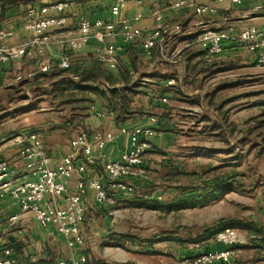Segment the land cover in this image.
Segmentation results:
<instances>
[{"label":"crops","instance_id":"1","mask_svg":"<svg viewBox=\"0 0 264 264\" xmlns=\"http://www.w3.org/2000/svg\"><path fill=\"white\" fill-rule=\"evenodd\" d=\"M176 1H124L123 16L134 26L145 32L158 24H166L167 28L159 39L162 49L159 51L155 46L151 55L144 52L140 41L124 43L119 37L107 39L106 44L117 47L119 61L114 69L100 64L97 50L101 47L94 39L67 54L68 69L58 67L63 51L54 42L44 44L42 52L35 46L21 57L0 62V160L11 165L14 169L11 176L19 181L25 179L27 172L17 158L20 144L15 138L20 134H35L51 158L50 165L54 167L72 151L70 141L81 132L114 130L122 125H147L150 117H155L153 125L160 132V136L152 140L151 150L143 159L145 176H135L128 181L131 187L129 195L114 194L100 203L95 200L94 192L87 190L81 224L82 246L69 248L52 225L41 227L31 213H21L14 198H1L0 246H10L18 264H67L71 256L79 254L86 256L85 264H172L183 256L192 258L198 253L222 249L212 238L196 244L194 249H179L172 246L170 240L166 241L168 246L164 244L158 248L155 244L161 242L156 241L151 247L146 246L149 253L127 242L123 246L111 244L109 240L112 234H134L129 232V224L124 220V209L119 208L130 206L127 202L132 197L161 200L165 195L171 198L177 193L175 186L167 187L166 182L154 180L149 174L156 175L162 171V177L167 168H174L176 173L179 164L186 160L178 154L179 149H183L179 145L181 138L202 134L219 139L221 133L225 134L226 117L222 113L226 99L218 104L213 102L226 89L236 85L240 88L243 75L252 79L254 76L251 75L264 72V65H255L256 53L238 47L235 41L242 29L251 25L264 26V0H189L195 6L216 8L214 13L200 14L194 11L193 6H176ZM113 2L75 0L63 14L66 18L64 27L50 32L59 39L70 38L75 33L79 18L111 21L110 7ZM29 8V5L14 6L0 17V33L7 46H19L32 36ZM49 14L56 13L50 11ZM208 28H218L229 34L223 41L222 53L212 60L207 57V43L203 40V32ZM42 59L51 62L52 71L39 70ZM94 66L111 75L114 81L111 88L136 90V94H131L128 112L107 109L100 96L82 90L75 74ZM66 79L74 83L73 88L67 89ZM66 92H84L88 99L76 95L65 98ZM241 95L238 93L230 99L236 100ZM163 98L165 101H162ZM82 101L88 106L82 105ZM189 104L201 107L205 104L206 111L198 115L195 110L189 109ZM136 107L141 110H135ZM29 118L32 122H28ZM124 147L125 138L121 136L106 147L108 157L117 158ZM216 149L218 153L223 152V148ZM87 174L105 181L100 165L88 168ZM163 177L168 179L167 175ZM235 182L233 192L242 194V182ZM225 195L226 192L221 198ZM62 203L59 201L60 205ZM15 214H19L18 218L11 220ZM259 214H264V207ZM255 221H246L247 226L238 228L242 242L234 246V253L228 260L210 264H264V236L247 229L254 227L264 234V222ZM140 251L146 254H140Z\"/></svg>","mask_w":264,"mask_h":264},{"label":"built area","instance_id":"2","mask_svg":"<svg viewBox=\"0 0 264 264\" xmlns=\"http://www.w3.org/2000/svg\"><path fill=\"white\" fill-rule=\"evenodd\" d=\"M124 1L114 0L111 5L110 12L113 20L79 18L74 35L60 39L50 31L64 27L66 18L63 14L71 3L58 1L39 8L30 7L28 15L32 36L19 46H7L3 43V35L0 33V62L21 57L35 46L38 47L39 52H42L41 47L44 44L54 42L63 51L57 65L60 69H65L69 66L67 54L94 39L101 47L97 50L98 60L105 67L114 69L118 64L117 47L106 44V40L118 37L124 43L140 41L147 55L152 54L155 46L160 51L162 46L159 39L166 31L167 25L158 24L147 32L134 26L123 16ZM232 2H238V0H232ZM174 4L193 6L197 14L216 11L213 6H195L189 0H177ZM50 11L56 14L51 15ZM228 37L229 34L224 30L205 29L203 40L207 43L209 60L222 53L223 41ZM235 41L238 47L256 53L257 67L264 65V26L251 25L242 29ZM51 68V62L48 59L40 61L41 72H48ZM162 101L165 99L163 98ZM155 121V117H150L147 125L132 127L122 125L114 130L96 129L91 133L81 132L70 141L72 151L63 156L54 167L50 165L51 158L35 134L18 135L15 138L20 144L17 158L27 172L25 179L19 181L11 176L14 173L11 165L7 161L0 160V199L5 196L14 198L19 204L21 213H31L41 227L52 225L55 232L64 238L69 248L82 246L84 238L81 234V224L84 221L87 190L91 189L95 200L100 203L108 200L111 192L122 196L130 194L131 187L128 181L132 177L146 174L142 163L145 155L151 150L152 140L158 135L153 125ZM121 136L125 138V147L117 158L111 159L107 155L106 147ZM97 165L102 167L107 184L100 178L87 174L88 168ZM59 201L63 202L62 205ZM18 216L19 214H15L11 220H16ZM215 241L223 248L197 256L193 264H210L228 260L233 253L232 246L241 243L242 238L237 230L225 227L217 232ZM85 263L86 256L79 254L71 256L67 264ZM0 264H18L10 246H0Z\"/></svg>","mask_w":264,"mask_h":264},{"label":"rangeland","instance_id":"3","mask_svg":"<svg viewBox=\"0 0 264 264\" xmlns=\"http://www.w3.org/2000/svg\"><path fill=\"white\" fill-rule=\"evenodd\" d=\"M23 1L28 2L30 7H41L58 1H67L70 4L75 0ZM251 76L254 77L250 79L243 75V83L240 84V88H238L239 85H236L226 89L213 102L218 104V102H222V99H226L224 113H222L226 117L225 134L221 133L219 139L202 134H195L192 138H189L190 136L181 138L179 145L183 149H179L178 154H182L183 157L181 156V158H186V160L179 164L180 168L175 170L176 173H174V168H167L165 174L167 178L172 172L168 179L163 177L164 174L162 177L160 176L162 171L156 175L149 174V177H153L152 179L164 181L166 182L165 186L171 188L175 186L178 188L177 190L194 188L202 181L213 182L219 177L227 176L232 181L236 180V184L239 181L242 182V194L233 192L232 182L229 186L230 190L225 191L226 195L223 198H221L223 192H219L222 193L219 195H210L211 192H206L203 196V203L172 213L163 209L153 210L146 207L138 208V206L119 207L124 209V220L128 222L131 229L129 232L144 239L143 245L139 246L140 250L146 252L148 244L144 241L147 239L153 240L154 243L156 241L161 242L155 244L158 248L164 244L168 246L166 241L170 240L172 246H177L179 249L181 247L194 249L196 244H200V242H191V238L222 220L233 219L241 222V224L244 221L255 220L264 222V214H259V211L264 207V72ZM238 93L242 94L241 98L236 97V100L232 101L231 96H236ZM75 95L88 99L86 97L88 95L84 92H66L65 98ZM86 104L85 101H82V105L86 107L88 106ZM188 106L191 111L195 110L198 115L204 114L206 111L205 104L203 107L197 106V104H189ZM28 122H32V119L29 118ZM158 136H160L159 131L156 137ZM194 146L198 147L195 148ZM216 148H223V152H216L218 151ZM254 190L257 192H253ZM167 198L169 197L165 195L160 201L167 200ZM225 227L233 228L240 234L236 227ZM225 227L223 226V228ZM215 236L212 240L216 243ZM234 246L231 249L233 253ZM144 251H140V254H144ZM203 253L206 252L195 254L192 258L183 256L173 263L187 264L191 259L190 264H193L194 259Z\"/></svg>","mask_w":264,"mask_h":264},{"label":"trees","instance_id":"4","mask_svg":"<svg viewBox=\"0 0 264 264\" xmlns=\"http://www.w3.org/2000/svg\"><path fill=\"white\" fill-rule=\"evenodd\" d=\"M18 5H28V2H25L23 0H0V17H2L8 9ZM100 64L102 63L100 62ZM52 70L53 68H51L48 72ZM75 75L79 78L78 82L82 85V90L92 92L100 96L101 100L103 101V106L105 108L116 109L122 113L128 112L130 110L129 104L131 102V94H136V90L130 88H111L110 86L113 85L114 82L111 75L96 66L92 67L90 70H86L81 73H76ZM65 84L67 89L74 87V83L69 79L65 80ZM135 110L139 111L141 109L139 107H136ZM104 182L105 184H107L106 180ZM232 182L233 181L230 179V177L226 176L225 179H216L213 182L202 181L197 187L194 186V188H181L177 190V193L173 197L164 201H160V199L151 198L144 199L142 197L135 196L132 197L131 200H129L127 203L130 206L146 207L151 209H163L166 212H173L203 203V196L206 192H211L210 195H219L222 194L219 192L224 193L227 189L230 190L229 186ZM176 189L178 188L176 187ZM114 194L122 196L119 193L115 192H111L110 196L112 197ZM223 226L239 228L242 226H247V223L244 221L241 224V222L233 219L222 220L220 222H217L213 226H209L202 233L195 235V237L191 238L190 241L201 242L211 238H213L214 240L215 234L220 229H222ZM247 229H249L251 232H254V234H261L262 236H264V234H262L260 230H257L254 227H247ZM109 240H111L110 243L114 245L124 246V243L127 242L131 246H140L143 245L142 241L144 239L136 236L135 234H112L111 236H109ZM144 242L148 244L147 247H151V245L154 243L153 240L151 241L149 239ZM221 248H223V246H221ZM146 253H149V251L146 250Z\"/></svg>","mask_w":264,"mask_h":264}]
</instances>
